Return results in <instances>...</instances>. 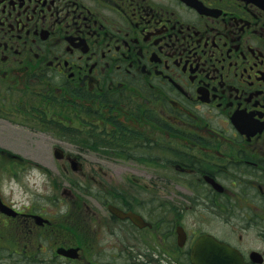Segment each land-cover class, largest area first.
Masks as SVG:
<instances>
[{
    "label": "flooded vegetation",
    "instance_id": "af4514ba",
    "mask_svg": "<svg viewBox=\"0 0 264 264\" xmlns=\"http://www.w3.org/2000/svg\"><path fill=\"white\" fill-rule=\"evenodd\" d=\"M0 160V264H264V0H0Z\"/></svg>",
    "mask_w": 264,
    "mask_h": 264
},
{
    "label": "rangeland",
    "instance_id": "374dc122",
    "mask_svg": "<svg viewBox=\"0 0 264 264\" xmlns=\"http://www.w3.org/2000/svg\"><path fill=\"white\" fill-rule=\"evenodd\" d=\"M6 165L8 164L4 165V161L0 160V184L5 186V190L13 189L16 198L21 197L22 194L21 186L26 185V186L35 187L32 186V184L36 183V184H40L39 187L41 188L44 184H47V182H45L43 175L39 174L38 172L35 173V171L33 172V174L35 173V175H32L34 176V178H32V176L29 175L12 176L9 171L5 170ZM250 238H252V235H250ZM258 244L259 245L262 244L264 248L263 241H258Z\"/></svg>",
    "mask_w": 264,
    "mask_h": 264
},
{
    "label": "water",
    "instance_id": "95a60500",
    "mask_svg": "<svg viewBox=\"0 0 264 264\" xmlns=\"http://www.w3.org/2000/svg\"><path fill=\"white\" fill-rule=\"evenodd\" d=\"M211 248L209 251V255H211L212 259L214 260L215 263L221 264V258H227L228 264H246L242 258V255L239 253V251L231 248H225L224 251H221L218 249L215 244L216 241L212 240L211 243ZM220 248H224L221 244H219ZM223 250V249H222ZM201 251V257L203 259L202 254L204 253V250L199 247L198 244H196L193 247V258L194 261L196 260V253ZM222 252V253H221ZM224 264V263H223Z\"/></svg>",
    "mask_w": 264,
    "mask_h": 264
}]
</instances>
